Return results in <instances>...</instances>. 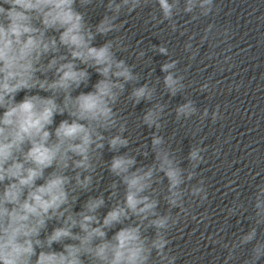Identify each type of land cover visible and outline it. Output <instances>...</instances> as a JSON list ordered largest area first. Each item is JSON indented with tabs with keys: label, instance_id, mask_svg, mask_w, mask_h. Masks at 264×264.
I'll list each match as a JSON object with an SVG mask.
<instances>
[{
	"label": "clouds",
	"instance_id": "obj_1",
	"mask_svg": "<svg viewBox=\"0 0 264 264\" xmlns=\"http://www.w3.org/2000/svg\"><path fill=\"white\" fill-rule=\"evenodd\" d=\"M155 2L161 15L154 19L170 22L173 30L181 12L197 19L215 8L214 0H183L182 8L181 0ZM98 3L105 11L91 24L86 9ZM146 5L147 0H0V264H176L169 233L187 214L186 194L201 203L208 199L203 180L190 183L205 149L191 147L188 166H181L159 134L166 105L154 102L156 84H140L135 66L117 55L126 51L122 39L107 38L121 30L122 13ZM98 36L106 38L100 46L95 45ZM153 48L169 56L165 46ZM144 56V51L137 54ZM176 65L175 60L161 65L170 97L186 87L174 72ZM89 69L100 79L90 91L74 94L88 87ZM208 89L205 83L201 91ZM126 93L134 106L151 105L140 118L142 126L154 129L150 152L142 150L145 145L135 150L153 156L147 165L137 166V155L120 153L130 140L115 106ZM197 112L190 99L175 108L177 120ZM58 115L68 118L56 124ZM208 116L205 109L201 119ZM217 118L214 110L211 120ZM106 146L116 153L107 162L102 158ZM99 168L118 182L108 186L107 198L89 195L75 211L81 194L94 190ZM111 199L115 202L101 216ZM253 208V226L230 249L231 254L251 244L245 264L264 259V183L256 185ZM235 211L229 208L228 215Z\"/></svg>",
	"mask_w": 264,
	"mask_h": 264
}]
</instances>
